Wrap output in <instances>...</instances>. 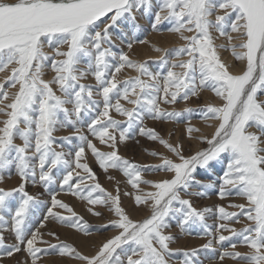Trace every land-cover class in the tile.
<instances>
[{
  "label": "snow or ice",
  "instance_id": "1",
  "mask_svg": "<svg viewBox=\"0 0 264 264\" xmlns=\"http://www.w3.org/2000/svg\"><path fill=\"white\" fill-rule=\"evenodd\" d=\"M145 24L182 41L156 48L155 68L124 50L144 42ZM0 73V183L19 177L0 187V260L264 264V0H0ZM205 91L214 102L188 106ZM197 111L210 134L192 123ZM148 121L184 123L186 138L206 146L186 149ZM140 138L157 146L143 149L157 163L121 154ZM63 195L108 214L95 231L112 234L92 254L49 228L92 234ZM213 195L219 202L204 203ZM174 228L206 242L173 248Z\"/></svg>",
  "mask_w": 264,
  "mask_h": 264
},
{
  "label": "rangeland",
  "instance_id": "2",
  "mask_svg": "<svg viewBox=\"0 0 264 264\" xmlns=\"http://www.w3.org/2000/svg\"><path fill=\"white\" fill-rule=\"evenodd\" d=\"M161 32L164 33V31H153L150 28V26H148L147 24H145L141 28V30L138 31V33L136 34L137 35V39L138 40H141V41H144V42L142 44L141 43H135L134 46H136V47L133 46V48H132L133 50L132 49L130 50L131 53H130V51L126 47L124 48V50L128 53V55L130 56V58L132 60L139 61V62H145L146 61V62H148V64H149L150 67L155 68L159 64L158 57L163 54V53L161 54L160 52H155V49L156 48H163V44H161V42L159 43V42L154 41L153 40V37H151V35L154 34V33L155 34H158V33L159 34H162ZM147 36L148 37L150 36V37L147 38ZM145 40H146V42H145ZM221 42H223V41H217V43H221ZM181 43H182V41L178 40V41H176L173 44H169L168 46H166L167 48L165 47L163 49L171 50V49H174L176 47H179ZM145 44H148L147 45L148 47ZM152 44H153V47H152ZM149 45H151V46H149ZM154 45L156 46V48H155ZM138 47L141 48V49H139ZM136 48H138V51L139 52L137 51ZM142 48L145 49V50H143ZM151 49H152V51H151ZM145 51H146V53H150L151 56L154 55L155 57L154 56H152V57L146 56V55H149V54H145V53H144L145 55L140 56ZM137 52H138V54L139 53L140 54L138 55ZM154 52L157 55L154 54ZM223 52H228V51H223ZM158 53H160V54H158ZM134 54H136V55H134ZM144 56H146V57H144ZM222 58L224 59V57H222ZM169 59H172V57L169 56ZM234 65H237V62L236 61H235V64ZM127 74L134 75L135 73H132L129 70ZM5 75H6V73H0V80H3V78H4ZM205 92H208V91H205ZM205 92L202 94V96H201V98L199 100H196L195 98H193V100L191 101V103L188 106H190V107H192L194 109H198V106H202V105H204L205 103H208V102H214L213 95L210 92H208V93H210V96L207 97V94ZM184 106L185 105L183 103L177 105L178 108H182ZM203 122H204V124H203ZM147 123H148V125L150 127H152V126L156 127L158 131H161V134L162 135H165L166 138H167V133L169 131L173 132L174 135H173L172 139L173 140H180V141H182L184 143L186 149L196 150L197 148H201V147H205L206 146V145H201V144L197 143L194 140H188L186 138V135H185V132H184V127H185L184 126V123L176 124V123L169 122V123L161 124L159 122H155L154 123L152 121H148ZM192 123L194 125H196L197 127L201 128L202 131L205 132V133H209L210 134L212 132V129L211 128H207V123L205 121H203L202 119L199 118V111H197V112H195L193 114ZM68 134H69L68 130H61L60 132L57 133L58 136H63V135H68ZM154 147H157V146L153 142L147 141L145 138H140V144H136L134 141H130V142H128V144H127L126 147L122 146L121 147V154L124 155V156H126V157H128V158H130V159H133V160H135L136 162H139V163H144V164H147V163H157L158 161L153 160L150 156H148L143 151L144 148L152 149ZM160 150L163 151L162 148ZM90 159H91V157H90ZM95 170L97 171V173L99 175V179H100L101 184L107 190L112 191L114 189V186H115V181H110V183H109L110 184V187H109V185H107L109 181L108 180L106 181V179H107L106 176H105V178H103L102 175H104V174L98 168H95ZM110 174L113 175L114 177H116L117 180H123L124 179L122 177V175L119 172L115 171V170H110ZM163 175H164L163 173H157V174L149 173L148 174V177L149 178L156 179V178H159L160 176H163ZM18 183H19V177L16 176L13 173L10 178L7 175H5V179H4L3 183H0V187L11 188V187L16 186ZM31 190H33V189H30V191ZM63 196L68 197V200L67 199H64ZM63 196H61V198L64 199L66 202H68L71 206H73L74 207V210L77 211V213H79L80 215H83L84 218H85V220L88 221L89 225L92 226L91 227L92 234L90 236H93V235L103 236V239H101V238L98 239L97 246L106 237L110 236V235H107L108 232H110V231H107V232H104V231L97 232V231H95V226L96 225H99V224H101L103 222H106V220L109 218L108 217V214L106 212H105L104 219L101 220L100 218H97V217L92 216L90 213H86V209H85L84 202H81L79 200H76L75 198H73V197H71L69 195H63ZM72 200H76L78 203H80L81 204L80 207H76L73 204V201ZM211 200H212L211 202L205 201L204 203L212 204V203L219 202V201H217V199H216V197L214 195L212 196V199ZM232 202L233 203H242L243 201L240 198H238V197H234L232 199ZM222 203H224L225 206H227L228 201L225 200ZM125 204L130 206L131 205V201L125 199ZM229 210L231 211V210H234V209H229ZM145 214H146L145 211L140 210V211H137V212L134 213V217L135 218H141ZM236 227L239 228V227H242V225H236ZM49 228H51L53 230H56L58 232V234L60 235V237H61L62 240H65L66 242L71 243V244H73L74 246L77 247L76 243L74 241H72L68 236H65L66 233L63 231V230L69 231L70 229H67V228H65L63 226H60L59 224H56V223L49 224ZM59 229H60V231H59ZM70 231L71 232H74L76 234H79V235H83L82 233H77L74 230H70ZM173 234L178 236L177 241L173 245H171L173 248H192V247H198V246H200V245H202L203 243L206 242L205 239L199 238L197 236L180 235L179 232H178V229H175V228L173 229ZM191 238H197L198 242L192 241ZM45 239H51V238L45 237ZM181 240H183V242H181ZM55 242L56 241H54V240L52 241V243H55ZM38 246L45 247V245H42V244L41 245H38ZM77 248L80 250L79 247H77ZM240 250L241 251H244L245 249H240ZM84 253L85 254H90V253H86V252H84ZM47 256H58V255H46L44 257H47ZM5 258H8V257H5ZM8 259L12 262V264H16L17 260H19V258H17V257H14V258L11 257V258H8ZM73 261L75 263L72 262L71 264H78L77 261H75V260H73ZM0 264H4L3 259L0 260ZM205 264H208V262L206 261ZM225 264H232V262L230 260H227V261H225Z\"/></svg>",
  "mask_w": 264,
  "mask_h": 264
},
{
  "label": "bare ground",
  "instance_id": "3",
  "mask_svg": "<svg viewBox=\"0 0 264 264\" xmlns=\"http://www.w3.org/2000/svg\"><path fill=\"white\" fill-rule=\"evenodd\" d=\"M162 31H164V30H162ZM162 33V32H161ZM150 34V33H149ZM150 37V36H149ZM148 36H147V38H149ZM151 37H153V40L154 41H156V42H161V44H163V48H165L166 46H168L169 44H173V43H175L176 41H178L179 39H178V37L175 35V34H173V33H170V32H168V31H164V33H162V34H152L151 35ZM151 39V38H150ZM145 42H146V40H145ZM152 42V41H151ZM142 44V43H141ZM149 44V43H148ZM148 44H145L146 46L148 45ZM154 44V43H153ZM153 44H152V47H153ZM160 44V45H161ZM157 45V44H156ZM159 45V44H158ZM134 46V45H133ZM138 46V45H137ZM140 46V45H139ZM149 46H151V45H149ZM155 46V45H154ZM134 47H136V46H134ZM148 47V46H147ZM160 47V46H159ZM171 47V46H170ZM133 48V47H132ZM139 48V47H138ZM138 48H136L137 49V51H138ZM155 48H156V46H155ZM162 48V49H163ZM167 48V47H166ZM139 49H141V48H139ZM143 49V48H142ZM150 49V48H149ZM133 50V49H132ZM143 50H145V49H143ZM147 50V49H146ZM154 50V49H153ZM148 51V50H147ZM151 51H152V49H151ZM139 52V51H138ZM138 52H137V54H138ZM155 52H157V51H155ZM154 52V54H156ZM130 53H131V51H130ZM136 53V52H135ZM149 54V55H146V56H150V57H152V56H154V55H150V53H146V51L145 52H143V54L142 55H140V56H143V55H145V54ZM140 54V53H139ZM138 54V55H139ZM158 54H160V53H158ZM162 54V53H161ZM134 55H136V54H134ZM157 55V54H156ZM221 55H222V57H224V60H226L228 63H231V64H235V60H234V58L231 56V53L228 51V52H223L222 51V53H221ZM146 56H144V57H146ZM155 57V56H154ZM140 58V57H139ZM143 58V57H142ZM234 70H236V69H234ZM206 94H207V97H209L210 96V93H208V92H205ZM205 96V95H204ZM208 99V98H207ZM203 124H204V122H203ZM206 125V124H205ZM205 127V126H204ZM207 128H209V127H207ZM103 176V178H105V175H102ZM119 177V176H118ZM104 180V179H103ZM106 181H107V179H106ZM105 182V181H104ZM110 181L108 182V184L107 185H109V187H110ZM64 197V199H67L68 200V197H65V196H63ZM73 201V204L76 206V207H80V203H78L76 200H72ZM212 200H208L207 202H211ZM208 204V203H207ZM86 213H88L87 211H86ZM59 231H60V229H59ZM65 233H66V235L65 236H68L72 241H74L75 243H76V245H77V247H79L80 248V250L81 251H83V252H86V253H90V254H92L93 252H94V245L95 246H97V244H98V239H103V236H97V235H93V236H88V237H85V236H83V235H79V234H76V233H74V232H71L70 230L69 231H67V230H63ZM107 235H111V232H108V234ZM191 240L192 241H194V242H198V240H197V238H191ZM181 242H183V240H181ZM14 257H17V258H19V260H22L23 259V253H20V254H16L15 256H13V258ZM3 261H4V264H12V262L8 259V258H3ZM72 262H74L72 259H70V258H67V257H60V256H47V257H44V258H42V261H41V263L42 264H71ZM75 263V262H74Z\"/></svg>",
  "mask_w": 264,
  "mask_h": 264
}]
</instances>
